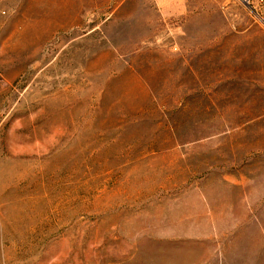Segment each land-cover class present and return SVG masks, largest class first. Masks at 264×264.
Segmentation results:
<instances>
[{
	"label": "rangeland",
	"instance_id": "374dc122",
	"mask_svg": "<svg viewBox=\"0 0 264 264\" xmlns=\"http://www.w3.org/2000/svg\"><path fill=\"white\" fill-rule=\"evenodd\" d=\"M0 264H264L262 15L0 0Z\"/></svg>",
	"mask_w": 264,
	"mask_h": 264
},
{
	"label": "built area",
	"instance_id": "2783aa9c",
	"mask_svg": "<svg viewBox=\"0 0 264 264\" xmlns=\"http://www.w3.org/2000/svg\"><path fill=\"white\" fill-rule=\"evenodd\" d=\"M246 2L253 6L258 14L262 15L264 22V0H246Z\"/></svg>",
	"mask_w": 264,
	"mask_h": 264
}]
</instances>
